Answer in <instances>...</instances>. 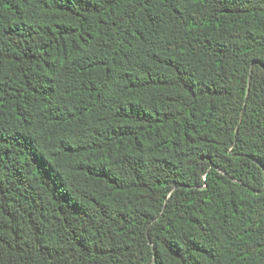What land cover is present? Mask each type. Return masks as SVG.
I'll return each instance as SVG.
<instances>
[{
	"label": "trees",
	"instance_id": "trees-1",
	"mask_svg": "<svg viewBox=\"0 0 264 264\" xmlns=\"http://www.w3.org/2000/svg\"><path fill=\"white\" fill-rule=\"evenodd\" d=\"M0 264H264V0H0Z\"/></svg>",
	"mask_w": 264,
	"mask_h": 264
}]
</instances>
